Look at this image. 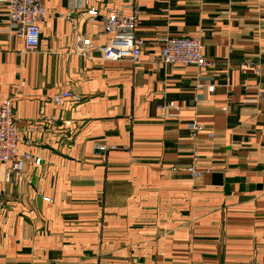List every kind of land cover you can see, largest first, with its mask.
I'll list each match as a JSON object with an SVG mask.
<instances>
[{
    "label": "crops",
    "instance_id": "crops-1",
    "mask_svg": "<svg viewBox=\"0 0 264 264\" xmlns=\"http://www.w3.org/2000/svg\"><path fill=\"white\" fill-rule=\"evenodd\" d=\"M42 5L27 51L0 2V99L41 159L20 179L0 165V264H264V0ZM130 5L141 56L104 60V15ZM189 36L208 65L160 61L165 37ZM62 91L81 100L53 103Z\"/></svg>",
    "mask_w": 264,
    "mask_h": 264
},
{
    "label": "built area",
    "instance_id": "built-area-1",
    "mask_svg": "<svg viewBox=\"0 0 264 264\" xmlns=\"http://www.w3.org/2000/svg\"><path fill=\"white\" fill-rule=\"evenodd\" d=\"M6 5V18L10 29L15 35L22 39L24 49L33 51L38 47L40 38L39 23L45 15L42 0H0ZM131 13H124L121 9L109 8L104 15V30L107 37L106 44L100 48L104 60L137 61L141 56L143 39L135 36L134 29L138 20V12L134 5H130ZM85 14L95 16L96 9H87ZM76 52L80 55H87L93 48V43L89 38H79ZM160 61L169 65L195 66L203 68L208 65V61L201 51V41L197 36L189 37H165L161 41L159 49ZM264 66V59L261 62ZM252 68L258 72V68L250 67L247 63H241L240 69L246 71ZM213 90V85L208 87V91ZM264 98V95H263ZM51 100L55 104H60L65 100L80 101L81 96L71 91H62L54 94ZM161 110L168 111L171 117L178 116V106L173 101H167L158 105ZM189 134L195 138L202 125L196 121H190L186 125ZM209 137H213L210 133ZM98 148L103 149V146ZM38 166L40 157L33 156L29 151L18 148V128L16 126L13 112L12 100L0 99V165H9L8 170L19 179L22 177L26 163ZM194 177L199 175V171L192 166L187 167ZM18 180H14L17 183ZM48 200V199H46ZM3 205L0 202V215Z\"/></svg>",
    "mask_w": 264,
    "mask_h": 264
}]
</instances>
